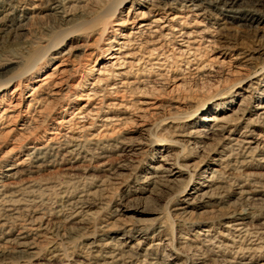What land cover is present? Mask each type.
<instances>
[{"label": "rangeland", "instance_id": "obj_1", "mask_svg": "<svg viewBox=\"0 0 264 264\" xmlns=\"http://www.w3.org/2000/svg\"><path fill=\"white\" fill-rule=\"evenodd\" d=\"M0 1V23L17 27L0 35V84L14 78L0 114L22 101L0 121V264H264V11L254 0H238L234 17L166 0L159 16L190 15L195 49L159 34L151 61L133 38L116 69L107 58L132 30L116 23L138 0L110 19L116 0H58L63 20L49 0Z\"/></svg>", "mask_w": 264, "mask_h": 264}, {"label": "bare ground", "instance_id": "obj_2", "mask_svg": "<svg viewBox=\"0 0 264 264\" xmlns=\"http://www.w3.org/2000/svg\"><path fill=\"white\" fill-rule=\"evenodd\" d=\"M5 1V0H4ZM6 1H9V3L10 4H15V5H17V6H20V5H22L23 3H25V2H27V1H29V2H32V3H35V5H36V3L37 2H42V0H6ZM48 1V0H47ZM65 1V0H64ZM71 1H75V0H71ZM77 1V0H76ZM80 1V0H79ZM78 1V2H79ZM84 1V0H83ZM86 1V0H85ZM128 0H119V1H117L116 0V2L114 3V7H111L112 9H110L109 11H107L105 14H104V16H103V18H107V19H110V18H114V17H117V15L120 13V11H121V8L123 7V5L127 2ZM166 0H138V6L140 7L139 9H138V11L137 12H135L132 16L131 15H127L126 17H124V18H121L120 20H119V22H121L120 24H117L116 23V26L118 25H123V23H124V25H132V30H131V32L128 34V36H124L123 38H122V40L121 41H119L118 42V46H119V48L118 49H115V50H113L114 51V54L113 55H109L108 56V60H110V65L112 66V69L113 68H115V66L120 62H122L123 61V59H127V58H129V55L127 54V55H125L124 54V50H127L126 48L128 47V46H130L131 45V43L133 44L134 42H132V39L134 38H139L140 39V41H141V44H142V46L146 49H144L145 50V52H146V54H147V56H148V58L151 60V61H153V60H155V56L157 55V53H158V51L160 50L159 48H155V39H156V37L157 36H159V34L161 35L160 37H162L163 38V34H164V36L166 37V36H172V35H174L175 33L178 35V36H175L176 38L178 37V39L180 40V45H181V47L180 48H185V49H189V51H190V48L191 49H195L194 47H195V45L197 44V41L196 40H194L195 38H194V35H196L195 33H198L199 34V32H196V31H189V30H187L188 28H185V26H188L187 24H188V20H189V18H190V15L187 17V16H185L183 13H167L166 14V16H159V14H158V12H157V10L156 9H158V7H159V5L161 4V3H163V2H165ZM200 1H205V3L209 6V7H214V8H216V9H219V10H221V11H223L228 17H234V15H240L241 14V9H238L237 7H238V0H200ZM199 0L197 1V0H191V2L190 3H192L190 6H194L193 7V9H190V10H192V12H193V14L195 15V16H199L200 14L199 13H197V9H200L201 8V4L200 5H198V4H196L197 2L199 3L200 2ZM245 1V0H244ZM250 1H252V0H250ZM1 2V1H0ZM49 2L50 3H52L53 5H54V7H53V10H55L56 11V13H58V14H60L61 15V20H63V19H66V15H65V13H63V12H60L59 10H60V8H61V5L59 4V2H58V0H49ZM7 3V2H6ZM244 3V2H243ZM42 4V3H41ZM46 4H47V2H46ZM242 4V3H241ZM250 4V3H249ZM14 5V6H15ZM30 5V4H29ZM149 5L150 6H152V9H149L148 7H149ZM244 5V4H243ZM16 6V7H17ZM72 7H74V6H72ZM163 7V6H162ZM244 7V6H243ZM246 7H247V5H246ZM250 7L253 9V11H255V12H261V11H264V0H257V1H253L252 2V4H250ZM6 8V7H5ZM15 8V7H14ZM151 8V7H150ZM9 9V8H8ZM32 9V8H31ZM147 9H149L148 11L149 12H146V10ZM178 9V8H177ZM195 9V10H194ZM19 10V9H18ZM67 10V9H66ZM189 10V11H190ZM2 11V10H1ZM12 11V10H11ZM175 11V10H174ZM186 11V10H185ZM209 11V10H208ZM180 12H181V10H180ZM54 13V12H53ZM11 14H13L12 12H11ZM56 15V14H55ZM202 15V14H201ZM205 15V14H204ZM6 17V16H5ZM4 17V18H5ZM250 23H247V25H249V26H252V24L251 23H253L254 21L256 22V21H258L257 20V18H255V17H253V16H246L245 17ZM204 19V18H203ZM138 20H144L139 26H137V23H138ZM202 20V19H201ZM196 21V20H195ZM247 21V22H248ZM5 22V21H4ZM259 22V21H258ZM175 23H180V25H178V26H176L175 25ZM192 23V22H191ZM231 23V22H230ZM115 24V23H114ZM190 24V23H189ZM197 24H199L198 22H197ZM197 24H196V26H197ZM201 24V23H200ZM15 25V24H14ZM202 25V24H201ZM246 25V24H245ZM190 27L192 26V25H189ZM192 27H194V26H192ZM240 27V26H239ZM244 28H246L245 26H244ZM18 29H20V28H18ZM224 29V28H223ZM228 29V28H227ZM253 29V28H252ZM116 30H118V29H116ZM193 30V29H192ZM210 30V29H209ZM222 30V29H221ZM17 31V27L16 28H13V27H8V26H4V25H2L1 23H0V35L2 36V34H4V33H6V32H9V33H15ZM209 32V31H208ZM215 32H217V31H215ZM218 33V32H217ZM10 35V34H9ZM16 35V34H15ZM217 35V34H216ZM214 36H215V34H214ZM164 37V38H165ZM201 37V36H200ZM3 38V37H2ZM5 39H6V37H5ZM8 39V38H7ZM168 39H170V37H168ZM197 39V38H196ZM3 40H4V38H3ZM159 40V39H158ZM157 40V41H158ZM156 41V42H157ZM161 41V40H160ZM201 41V40H200ZM226 41V40H225ZM138 42V41H137ZM136 42V43H137ZM175 42V41H174ZM215 42V41H214ZM213 42V43H214ZM140 43V42H139ZM212 43V42H211ZM114 44V43H113ZM135 44V43H134ZM138 45V44H137ZM136 45V46H137ZM167 45V44H166ZM56 46V45H55ZM141 46V47H142ZM162 46V45H161ZM197 46V45H196ZM208 46V45H207ZM211 46V45H210ZM260 46V45H259ZM52 47H54V46H52ZM140 47V46H139ZM224 47H228V46H224ZM231 47H233V46H231ZM130 48V47H129ZM162 48L163 47H161V50L160 51H162ZM207 48V47H206ZM216 48H217V46H216ZM50 49V51H54L53 50V48H49ZM112 49H114V48H111L110 47V49L109 50H107L108 52L109 51H111ZM159 49V50H158ZM168 49V48H167ZM170 49H171V47H170ZM173 49V48H172ZM184 49V50H185ZM197 49H199V48H197ZM210 49V48H209ZM233 49V48H232ZM260 49V48H259ZM174 50H175V48H174ZM183 50V51H184ZM211 50V49H210ZM213 50V49H212ZM177 51H179V50H177ZM183 51H181V52H183ZM186 51V50H185ZM184 51V52H185ZM189 51H186V52H189ZM249 51V50H248ZM138 52H139V50H138ZM137 52V53H138ZM143 52V51H142ZM185 52V53H186ZM195 52H196V50H195ZM263 52V51H262ZM162 53H163V51H162ZM165 53V52H164ZM190 53V52H189ZM211 53V52H210ZM243 53V52H242ZM246 53V52H245ZM129 54H131V53H129ZM140 54V53H139ZM193 54H195V53H193ZM167 55V54H166ZM165 55V56H166ZM188 55H190V54H188ZM187 55V56H188ZM244 55V54H243ZM242 55V56H243ZM131 56V55H130ZM132 56H133V54H132ZM197 56V55H196ZM157 57V56H156ZM163 57V56H162ZM147 58V57H146ZM148 58H147V60H148ZM165 58V57H164ZM168 58V57H167ZM166 58V59H167ZM239 58V57H238ZM161 59V56H159V60ZM170 58H168V60H169ZM172 59V58H171ZM218 59V58H217ZM237 59V58H236ZM253 59H254V57H253ZM257 59V58H256ZM255 59V60H256ZM107 60V61H108ZM114 60V62H112ZM146 60V59H145ZM215 60V59H214ZM129 61V60H128ZM138 61V60H137ZM140 61V60H139ZM138 61V62H139ZM144 61V60H143ZM161 61H163V60H161ZM217 61H219V60H217ZM246 61V60H245ZM137 62V63H138ZM243 62V61H242ZM122 63H124V64H126V62H122ZM128 63V62H127ZM142 63V62H141ZM149 63V62H148ZM163 63V62H162ZM164 63H165V61H164ZM218 63H220V62H218ZM63 64V63H62ZM61 64V65H62ZM130 64V63H129ZM140 64V63H139ZM155 64V63H154ZM156 64H157V62H156ZM167 64V63H166ZM132 65V64H131ZM130 65V66H131ZM137 65V64H136ZM153 65V64H152ZM241 65V64H240ZM128 66V65H127ZM139 66V65H138ZM204 66V65H203ZM9 67V65H6L5 67H4V70H6L7 68ZM103 68H102V70H99L100 71V73H99V76H104V75H107L106 73H108V70L109 69H107V64L105 65V66H102ZM117 67H119V66H117ZM122 67V66H121ZM121 67L119 68V69H121ZM125 67V66H124ZM240 67V66H239ZM244 67V66H243ZM242 67V68H243ZM132 68V67H131ZM152 68H153V66H152ZM116 69V68H115ZM118 69V68H117ZM157 69V68H156ZM163 69V68H162ZM239 69V68H238ZM55 70V69H54ZM31 71V70H30ZM29 71V72H30ZM63 71V70H62ZM58 72V71H57ZM64 72V71H63ZM62 72V73H63ZM52 73V72H51ZM111 73V72H110ZM55 74V73H54ZM60 75V74H59ZM118 75V74H117ZM47 77L46 78H44L43 80H41L40 82H41V85L40 86H38L35 90H34V93L33 94H31V95H28V97H27V99H31V101H30V105L28 106L29 108L31 107V105H32V103L36 100L35 98V95H36V93H37V91L41 88V87H44L45 85H48L49 83H51L52 82V79H53V75H46ZM55 77H56V75H55ZM17 78V77H16ZM59 78H60V76H59ZM99 78H101V77H99ZM108 78V77H107ZM14 79V78H13ZM12 78H10L9 80H7L5 83H1L0 84V91L1 92H4L5 91V89L8 87V85L12 82L11 80H13ZM58 79V78H57ZM109 79V78H108ZM55 80V79H54ZM53 80V81H54ZM96 80H98V79H96ZM100 80V79H99ZM102 80V79H101ZM60 81V80H59ZM126 81V80H125ZM128 81V80H127ZM56 82V81H55ZM97 82V81H96ZM95 82V83H96ZM102 82V81H101ZM100 82V83H101ZM63 83V82H62ZM99 83V84H100ZM125 83H127V82H125ZM118 84V83H117ZM117 84L115 85V86H117ZM94 85V84H93ZM55 86V85H54ZM58 86H60L59 85V83H58ZM98 86H100V85H98ZM119 87V86H118ZM113 88V87H112ZM138 88V87H137ZM16 91H19V89H16L15 90V92ZM52 91V90H51ZM116 91V90H115ZM49 92V91H48ZM48 92H47V94H48ZM53 93V92H52ZM55 93V92H54ZM111 93V92H110ZM51 95V94H50ZM95 95V94H94ZM47 96H49V95H47ZM58 96V95H57ZM88 96H90L89 94H88ZM141 97V96H140ZM25 99V98H24ZM88 99V98H87ZM124 101V100H123ZM40 102V101H39ZM38 103V102H37ZM140 104H141V102H139ZM144 103V102H143ZM39 104V103H38ZM148 104V103H147ZM20 105H22V101L20 100V102L19 103H15V102H11L9 105H8V107L7 108H5L4 110H3V112L0 114V121L2 120V123L4 122V121H6V122H8V121H10L13 117H14V115H15V113H17L16 111H18V109H19V107H20ZM144 105V104H143ZM145 105H146V103H145ZM38 106V105H37ZM36 107V106H35ZM84 107V106H83ZM128 108V107H127ZM86 109V108H85ZM261 110H263L262 111V114H264V105L263 106H261V108H260ZM28 110V109H27ZM30 110V109H29ZM149 110V109H148ZM142 111V110H141ZM78 112V111H77ZM83 111H81L80 112V110H79V113L80 114H83L82 113ZM239 112V111H238ZM85 113V112H84ZM90 113V112H89ZM18 114V113H17ZM86 114V113H85ZM87 115H88V113H87ZM77 116V115H76ZM82 116V115H81ZM258 116V115H257ZM262 116V115H261ZM86 116H84V118H85ZM82 118V117H81ZM124 118V117H123ZM225 118V117H224ZM258 119H259V117H257ZM256 118V119H257ZM263 118V117H262ZM71 119H72V117H71ZM75 119V118H74ZM223 119V118H222ZM69 120V119H68ZM73 120V119H72ZM217 120V119H216ZM225 120H227V119H225ZM247 120V119H246ZM110 121V120H109ZM213 121V120H212ZM221 121H224V120H221ZM230 121V120H229ZM228 121V122H229ZM256 121V120H255ZM257 121H259V120H257ZM76 122H79V121H76ZM117 122V121H116ZM226 122V121H225ZM1 123V122H0ZM67 123H69L68 121H67ZM71 123V122H70ZM59 124V123H58ZM6 126V125H5ZM11 126V125H10ZM68 126H70V125H68ZM226 126V125H225ZM7 127H9V126H7ZM80 127V126H79ZM220 127V126H219ZM76 128V127H75ZM86 128V127H85ZM84 128V129H85ZM225 128V127H224ZM220 129V128H219ZM71 130V129H70ZM213 131V130H212ZM243 132V131H242ZM245 132V131H244ZM56 133V132H55ZM206 133H208V132H206ZM256 133V132H255ZM254 134V133H253ZM213 136H214V134H212ZM234 135V134H233ZM106 136V135H105ZM217 136V135H216ZM222 136V135H221ZM227 136V135H226ZM225 136V137H226ZM55 137V136H54ZM212 137V136H211ZM224 137V138H225ZM255 137V136H254ZM220 139V138H219ZM262 139V138H261ZM218 140V139H217ZM259 140V139H258ZM221 141V140H220ZM260 141V140H259ZM254 142V141H253ZM258 142V141H257ZM217 143V142H216ZM220 143V142H219ZM235 143V142H234ZM247 144V143H246ZM47 145V144H46ZM74 145V144H73ZM216 145V144H215ZM56 146V145H55ZM242 146V145H241ZM219 147V146H218ZM31 148V147H30ZM33 148V147H32ZM224 148V147H223ZM231 148V147H230ZM42 149L43 148H34V152L36 153V152H40L41 153V151H42ZM57 149V148H56ZM226 150H228V149H226ZM236 150V149H235ZM71 152V151H70ZM33 153V152H32ZM31 153V154H32ZM43 154H45V153H43ZM61 154V153H60ZM63 155V154H62ZM230 155V154H229ZM33 156V155H32ZM43 156V155H42ZM54 156H56V155H54ZM38 157V156H37ZM44 157V156H43ZM223 157V156H222ZM29 159V158H28ZM38 159H39V157H38ZM221 159V158H220ZM25 160V159H24ZM229 161V160H228ZM19 164V163H18ZM21 164V163H20ZM24 164V163H23ZM40 165V164H39ZM19 166V165H18ZM225 166V165H224ZM9 168V167H8ZM15 169H17L16 168V166L14 167L13 166V168L12 169H10L9 171L10 172H12V171H14ZM222 169V168H221ZM218 170V169H217ZM18 171V170H17ZM16 172V171H15ZM217 175V174H216ZM215 175V176H216ZM13 176V175H12ZM14 177V176H13ZM207 177V176H206ZM213 177V176H212ZM214 179V178H213ZM209 180V179H208ZM207 180V181H208ZM1 184V183H0ZM2 184H3V182H2ZM0 190H2V189H0ZM6 190H8V189H6ZM3 192V191H2ZM0 193H1V191H0ZM3 193H5V192H3ZM1 198V197H0ZM246 199V198H245ZM248 201V200H247ZM7 204V203H6ZM1 210V209H0ZM241 212V211H240ZM240 222V221H239ZM241 223V222H240ZM234 230V229H233ZM241 230V229H240ZM112 243V242H111ZM26 246H28V244L26 245ZM13 247V246H12ZM5 248V247H4ZM18 248V247H17ZM20 248H22V246L20 247ZM28 249V248H27ZM27 249H26V251H27ZM121 249V248H120ZM24 250V249H23ZM22 250V251H23ZM5 252V251H4ZM2 253V252H1ZM9 253V252H8ZM14 253H16L15 251H14ZM14 253H12V254H14ZM3 254V253H2ZM24 256V255H23ZM18 257H20V255L18 256ZM111 257V256H110ZM106 264V263H105Z\"/></svg>", "mask_w": 264, "mask_h": 264}]
</instances>
